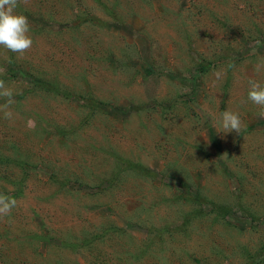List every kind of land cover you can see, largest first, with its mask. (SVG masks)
<instances>
[{
    "label": "rangeland",
    "instance_id": "374dc122",
    "mask_svg": "<svg viewBox=\"0 0 264 264\" xmlns=\"http://www.w3.org/2000/svg\"><path fill=\"white\" fill-rule=\"evenodd\" d=\"M17 11L33 46L0 47L15 93L0 194L17 200L0 264H264V118L247 99L264 84V0ZM227 109L241 134L219 133Z\"/></svg>",
    "mask_w": 264,
    "mask_h": 264
},
{
    "label": "clouds",
    "instance_id": "9594fccd",
    "mask_svg": "<svg viewBox=\"0 0 264 264\" xmlns=\"http://www.w3.org/2000/svg\"><path fill=\"white\" fill-rule=\"evenodd\" d=\"M19 4L20 0H0V47L22 56L32 48L33 39L27 16L17 11ZM260 67L258 64L256 71H260ZM248 84L247 99L260 108L258 115L264 118V84L256 80H249ZM14 95V90L0 79V98L5 100V103L0 105V112H3L5 119L12 118L10 107L14 103ZM215 124L219 127V133L235 131L241 134L244 127L240 115L228 109L221 112ZM224 156L227 158V153ZM16 206L15 198L0 194V218L9 216Z\"/></svg>",
    "mask_w": 264,
    "mask_h": 264
},
{
    "label": "trees",
    "instance_id": "16d2710c",
    "mask_svg": "<svg viewBox=\"0 0 264 264\" xmlns=\"http://www.w3.org/2000/svg\"><path fill=\"white\" fill-rule=\"evenodd\" d=\"M206 68H207V67H206L205 65H204V66H201V67H200V71H204V70H206Z\"/></svg>",
    "mask_w": 264,
    "mask_h": 264
}]
</instances>
